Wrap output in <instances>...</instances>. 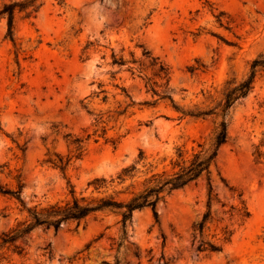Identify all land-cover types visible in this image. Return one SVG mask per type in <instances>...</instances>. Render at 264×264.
I'll list each match as a JSON object with an SVG mask.
<instances>
[{
  "label": "rangeland",
  "instance_id": "1",
  "mask_svg": "<svg viewBox=\"0 0 264 264\" xmlns=\"http://www.w3.org/2000/svg\"><path fill=\"white\" fill-rule=\"evenodd\" d=\"M39 2L31 15L16 10L14 41L0 16V185L21 184L26 208L73 193L126 199L116 192L130 181L110 182L123 167L171 173L178 147L210 151L227 82L264 55V0ZM225 119L209 175L165 192L159 222L144 207L126 237L110 208L57 231L39 225L15 242L20 253L0 249V264H264V70ZM60 158H70L65 171ZM21 208L0 192V236L29 218ZM202 240L221 249L199 251Z\"/></svg>",
  "mask_w": 264,
  "mask_h": 264
},
{
  "label": "trees",
  "instance_id": "2",
  "mask_svg": "<svg viewBox=\"0 0 264 264\" xmlns=\"http://www.w3.org/2000/svg\"><path fill=\"white\" fill-rule=\"evenodd\" d=\"M39 0H12L9 3H5L0 10V16L7 17L8 22V35L14 41V16L16 10H28V15L36 12L41 3ZM264 70V55H260L255 58L250 67V72L247 77L237 81L230 80L227 82L224 90V103L222 106L221 115L223 119L220 122L219 128L216 132L213 147L210 151L202 153V151H194L188 154V150L183 146L177 148V158L172 159V169L170 173L166 169L158 172L140 170L136 163H132L123 167L116 177H112L110 182L117 184H124L128 180L130 181L124 189L118 190L116 193L131 192V195L126 199H118L113 194L101 195L91 199L85 197H78L74 193L71 199L66 201H57L49 203L46 206L34 205L33 207L26 208L21 196L22 185L19 184L17 189H10L0 185V192L14 196L22 204V210L26 208L29 212V218L22 220L18 225L10 231L3 232L0 236V249L5 247L9 248L14 246V250L21 252V246L15 244L18 239L24 238L31 230L36 226H53L57 231L63 223L70 220L77 221L78 223L87 216L106 208L117 209L122 215V226L124 230V237L127 235V223L132 219L134 210L149 207L152 210L155 221L159 222V212L157 210V204L164 199L165 192H171L174 189L182 188L191 182L195 181L204 172L209 175L210 166L215 162L218 155V150L222 144L228 139V122L225 119L229 112L230 107L239 99L245 97L253 88L257 74ZM184 114H192V111H182ZM75 144L76 150H79L78 155L82 152V140L76 139L72 141ZM143 151L140 152V158H142ZM59 167L62 170H66L70 158L64 160L60 158ZM57 165V164H56ZM143 176V179L140 177ZM89 184H93L95 188L100 191L101 188L108 187V181L106 178H95L90 181ZM137 184H140L137 191L130 190L135 188ZM209 205L212 199L213 186L209 181ZM210 216L208 211L203 219L199 222L198 228L200 233H203L205 223ZM221 246L213 241H204L198 245L199 251H217ZM165 264H169L165 261Z\"/></svg>",
  "mask_w": 264,
  "mask_h": 264
}]
</instances>
